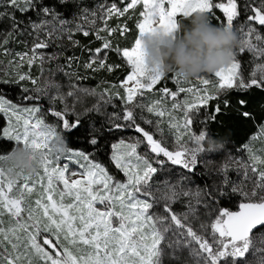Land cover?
<instances>
[{
  "label": "snow or ice",
  "instance_id": "6c2138e0",
  "mask_svg": "<svg viewBox=\"0 0 264 264\" xmlns=\"http://www.w3.org/2000/svg\"><path fill=\"white\" fill-rule=\"evenodd\" d=\"M0 4L12 10L0 11V17L11 21L13 32L8 34L9 37L21 30L22 21L17 20L15 12L26 15L35 11L40 17L51 16V20L41 19L40 23H31L32 32L28 35L34 32L37 40L44 27L58 19V14L39 0H0ZM139 4H142L139 12L142 19L136 24L139 34L131 49L124 48L122 51V56L131 67L127 79L121 85L125 95L120 98L124 101L125 108L122 115L114 114L111 119L112 128H134L142 136V139L137 138L130 142L120 139L111 144L110 164L124 174L125 181L117 180L111 175L108 167L92 158V152L73 149L69 146L71 140L66 143L67 137H82L85 144L97 152L101 150L95 130L89 128L81 119L85 112L98 108L77 112L75 105L70 108L66 96L59 92V85H53L57 89V95L49 97V104L52 106L49 111L55 120L48 123L40 115V106L21 107L0 95V113L8 120V126L3 128L2 138L15 141L25 151L38 157L37 170L31 175L16 172L14 177H9L0 168V264H163L165 256L179 260L178 253L184 249L188 250L194 264H264V256L255 262L247 258L254 248L253 232L259 231L264 235V155L255 154L248 144L243 146L249 150L251 163L242 167L245 170V179L252 182L251 192L245 191L243 187L231 189L232 193H239L242 197L238 211L228 208L214 210L211 203L203 201L208 210L209 223H200L198 232L193 227L192 220L197 217L191 205L185 213L178 214L172 210L171 203L177 195L174 186L161 197L166 202L163 214L152 212L159 201L151 191V181L160 171L154 163L163 167L170 162L188 173H194L198 165V153L204 151L201 145L206 136L204 132L191 134L190 126L195 123L193 113L216 97L207 89L180 87L179 93H191L193 99L186 100L183 104L172 103L173 111L163 106V98L149 104L134 103L145 90L152 91L154 85L165 77L143 65L140 38L146 32L161 29L174 34L181 27L180 18H190L197 12L209 18L214 9H219L224 14L226 26L233 30L234 22L241 14V0H227L226 3H218L216 0H131L122 10L117 3H112L105 15L124 16ZM249 9L254 14L247 15L246 23L254 21L257 25L264 26V0H261L258 7H253L245 0L242 10L247 12ZM58 23L65 26L69 22L60 19ZM76 30H80L79 25ZM127 30L124 27L121 32ZM55 31L57 28L53 23L48 35L51 36ZM68 31L71 32V29ZM108 31L116 32L117 29ZM253 34L255 40L264 45L261 35L255 28L249 27L247 35ZM84 35L87 36L88 32H84ZM3 43L7 44L8 39H4ZM243 43L254 54L264 56V46L258 49L249 40ZM47 47V40L34 43L31 49L33 56L28 63L31 65L36 59L37 49ZM110 47V42L105 40L103 48ZM116 51L121 53L120 48H116ZM96 52L100 53L101 49L97 48ZM20 58L24 60L25 55ZM93 63H96L95 59L85 67L92 68ZM99 67H105L103 61H99ZM241 69L242 65L233 60L227 67L216 71L214 76L219 79L214 85L215 90H264V64L258 65L257 70L252 71L247 78ZM107 70L112 71V66H108ZM26 79H29L26 75L18 77L19 81ZM173 79L176 84L187 80L178 75H174ZM196 79L203 85L211 83V79L202 74ZM17 82L0 80V84ZM31 83L35 85L37 81L33 79ZM35 90L47 95L40 88ZM28 91V88L23 89L25 95H22V101L39 99L38 96L27 95ZM78 91L88 93L86 89ZM161 91L165 96L170 95L173 98L178 95L177 91L169 92L166 87ZM76 94L75 90L69 91L67 97ZM88 94L95 95L94 92ZM57 101L63 103L62 109H56ZM246 103L243 99L239 101L241 106ZM228 104L225 100L224 107ZM129 105L132 107H128ZM134 108H146L148 113L161 118L167 115L175 148L170 150L163 139H155L153 134L137 123ZM175 110L182 111L181 118L173 114ZM221 111L218 104L211 118L214 120ZM243 116L248 117L250 113L245 111ZM121 119L128 123H118ZM140 119L145 124L152 123L143 116ZM160 123L161 121L157 122L158 132L162 131ZM111 130L110 128L109 131ZM261 131L264 132V126H261ZM185 135H188L195 147L187 146L183 140ZM144 142L147 151L141 155L138 149ZM2 151L0 147V152ZM7 160L8 155L0 154V162ZM62 161L78 164L82 171H72L69 163ZM13 171V167L8 169L9 173ZM182 178L187 179L186 176ZM17 180L22 183L17 184ZM223 183H229L226 171ZM165 186L167 187V181ZM33 193L37 196L34 201L31 200ZM220 194L225 195L223 192ZM206 195L209 199L215 198L213 192ZM101 205L103 208L99 207ZM5 213L9 216L7 227Z\"/></svg>",
  "mask_w": 264,
  "mask_h": 264
},
{
  "label": "rangeland",
  "instance_id": "374dc122",
  "mask_svg": "<svg viewBox=\"0 0 264 264\" xmlns=\"http://www.w3.org/2000/svg\"><path fill=\"white\" fill-rule=\"evenodd\" d=\"M131 0L129 1V3ZM227 0H221L220 3H226ZM219 3V2H218ZM111 4H105V5H98L95 8V11L93 13L84 12L82 15H79L75 17L73 20H66L64 18L58 17L57 21L53 22L55 24V27L57 28V31H55L51 36L48 35V32L51 31L53 27V23H50L44 27V30H42L39 33V40H37V35L33 32L32 35H28L29 32H32V29L30 27L31 23L34 21L25 23L22 22L20 25V32L15 33L11 37H9V33L13 32V29L11 27V21L10 19L6 17H0V80H15L18 81L17 83H10V84H19L18 93L15 91H12V96H15L16 93L18 94L16 99H10L7 96L6 98L12 100L14 103H17L18 106H40L42 108L41 117L46 119V122L52 123L48 119L55 120V118L51 117V113L49 109L52 107L49 104V97L57 95V89L53 87V85H59V92L64 94L67 98V103L69 107L71 108L73 105H75L76 111L79 112H85L87 109H93L98 108V110H94L96 113H101L103 115L107 116V121L111 122L112 117L114 114H123V108H125L124 101L120 98L125 95L124 88L121 87L123 82L127 79V76L118 84L116 85H101L100 83L96 84L95 86L86 85L83 80L89 75H91L88 72V68L85 67L86 64L92 62L94 59L96 60V63H93L92 70H96V68L99 67V61L104 62V53L100 52H93L90 57L85 61H77L76 59H73V55L71 53L72 49L76 46V39L73 37V34L76 32H80L84 34V32H88V34L91 32L94 34L95 40H100L103 48V44L107 37L114 35L117 31L121 32V29L125 27V25H118V22H112V19L118 20L122 16L118 15H112L111 17H106V10L109 8ZM142 6V4L137 5ZM134 10V9H131ZM0 11H8L11 12V9H8L7 7L0 4ZM130 11V10H129ZM20 14V12H15V15ZM127 14V13H126ZM17 18V17H16ZM41 19L43 20H51V16H44ZM41 19L35 23H40ZM60 19L66 20L69 23L65 26L59 25L58 21ZM18 20V19H17ZM77 25L80 26V30L77 31L76 27ZM225 25H226V18H225ZM252 27L248 24H240L237 23L233 27V31L236 33L238 37V47L235 49V55L238 54L242 48L244 50L249 51L254 56L253 63V69L251 71L257 70L258 65L264 64V56L254 54L253 51L248 50L243 41L249 40L251 43L257 46L259 49L263 45H261L260 42L255 40V34L249 36L247 35L248 28ZM63 28V30H61ZM68 29H71V32L68 31ZM110 29H117L116 32H109ZM259 33V32H257ZM175 34V33H174ZM173 34V35H174ZM99 37V38H98ZM4 39H8V43L4 44ZM40 40H47L48 47L44 49H37L35 56L36 59L34 62L30 65L28 63V60L32 58L33 53L31 49L33 48L34 43L39 42ZM262 40H264L262 38ZM7 50V51H5ZM130 50V49H129ZM25 55V59L21 60L20 56ZM122 55V51H121ZM40 57H43L41 60ZM52 57H55L54 59ZM124 58V57H123ZM234 61H236L235 56L233 58ZM237 62V61H236ZM227 67V66H226ZM252 73V72H251ZM19 75H26L29 77V79H26L24 81H19L18 77ZM175 74H173L174 77ZM206 78L211 79V83L209 85H203L201 84L196 77L187 79L186 81L182 80L180 84H176L177 88L174 91L178 92V95L173 98L170 95L165 96V94L161 90H156L155 86L153 87L152 91H144L143 95H140L136 98L134 103H143V104H149L154 100H160L163 98V106L167 107L169 111H173L171 108L172 103H180L183 104L186 100H192V94L191 93H179L180 87L185 88H199V89H207V91L214 95L218 96L220 93L226 91L221 90L217 92L215 90L214 85L218 83V79L214 76V73L211 74H202ZM251 75V74H250ZM35 79L37 83L33 85L31 83V80ZM47 85V87H46ZM129 87L131 86V82H129ZM24 88H28L29 91L27 95L36 97L38 96L39 99L33 100L31 102L29 101H22L21 97L22 95H25L23 92ZM40 88L43 90V92H47V95L42 94V92H37L35 89ZM80 89H86L88 90V93L94 92L95 95H91L85 92H80L78 90ZM76 91V96L73 97H67V93L69 91ZM171 92V91H170ZM118 94V95H117ZM1 95V94H0ZM119 99V101H117ZM46 105H44L45 103ZM63 103L60 101H57L55 107L56 109H62ZM128 107H132V105H129ZM88 112V111H87ZM135 117L137 123H139L142 127L145 128V130L149 131L151 134H153L155 139H163L165 142V146H167L170 150L175 148L174 143V135L172 130L169 128V121L168 116L165 117H157L153 113H148L146 108L140 109V108H134ZM4 119H5V126H8V120L7 118L0 113ZM178 118L182 117V111L181 110H175L173 113ZM143 116L145 120H150L152 123L145 124L144 120L140 119V117ZM195 116V111L193 113V118ZM161 121L159 124V127L162 129V131H157V122ZM121 124H127L128 122L123 121L122 119L117 121ZM264 126V123L261 125ZM261 126L258 128V132L254 134L249 142L247 143L249 147L252 149V151L255 154L264 155V132L261 131ZM191 128V134H195L194 128L192 125ZM121 136L115 141L117 142L120 139H124L126 142L134 141L137 138L142 139V136L139 135L136 132H132L134 128H122L120 129ZM255 138V139H253ZM6 139V138H5ZM184 142L187 143V146L190 147L193 143L191 140H189L188 135H185L183 137ZM13 142V149L16 147H20ZM261 142V143H258ZM194 144V143H193ZM192 147H195L192 145ZM213 150L208 148V153ZM245 150V156L247 157L246 160H244L242 157L238 156H230V154H224L222 158L219 161H214L207 157L208 154L201 155L199 157L198 163H200V160L202 164L208 168H215L217 171L223 173L224 171L231 170L236 174V179L234 180V187H243L245 191L251 192L252 190V182L251 180L245 179V170L242 167L244 164L250 165V159H249V150L244 148ZM147 151L146 148V142L144 144H141L140 148L138 149V152L143 155ZM215 152V150H213ZM9 155V154H7ZM155 157L153 154V161ZM62 163H69L70 169L72 171H82L80 169L78 164H74L70 161H62ZM154 166L160 169L159 173L155 176V178L151 181L152 188L151 191L155 194L157 200L159 203L155 204L152 212L157 214H163L165 201L161 199V197L169 191V189H173L177 193L176 198L174 202L171 203V206L174 205L177 202H181L182 207L178 210H173L174 212L180 214L185 213L189 211V205L192 206V208L195 211L196 217L192 220L193 227L198 232L200 231L199 225L200 223H207L204 221H200V216L197 215V212H199L198 207L201 204V198L200 191L197 190L196 187L192 186L191 183H188V179H183L184 177L183 172L179 169L177 170L175 167H167V166H159L154 163ZM225 166L226 169H225ZM9 161H3L0 162V168H3L5 171V174L9 177H14L16 172H19V170L14 169L12 173L8 172V169L11 168ZM115 168V166H114ZM118 171L117 169H115ZM42 174V170H41ZM117 180L125 181L126 177L124 174L120 171H118L117 174H113ZM249 175H251L249 171ZM224 179H221L220 182L223 183ZM165 181H167V187L165 186ZM186 181L187 183H184ZM22 183L21 180H17V184ZM39 185H37V188ZM62 187V185L60 186ZM184 193H188V195H185ZM37 198L35 193L31 196V200L34 201ZM157 206L159 207L157 210ZM103 208V206H99ZM205 205L203 204V208ZM5 220V226H8L9 222V216L7 213L4 215ZM264 235L261 234V232L256 231L252 234V243L254 245V248L250 253L248 254V260L249 261H258L261 256H264V251H256L257 249H264ZM39 264H43V262H39Z\"/></svg>",
  "mask_w": 264,
  "mask_h": 264
},
{
  "label": "trees",
  "instance_id": "16d2710c",
  "mask_svg": "<svg viewBox=\"0 0 264 264\" xmlns=\"http://www.w3.org/2000/svg\"><path fill=\"white\" fill-rule=\"evenodd\" d=\"M129 1L130 0H39L40 3L51 7L58 14V17L66 20H73L84 12L93 13L98 5L103 6L105 4L117 3L118 7L122 10ZM216 2L220 3L221 0H216ZM244 2L245 0H241V14L235 20L234 25L237 23L248 24L255 28L264 39V26H259L254 21L246 23L247 15L254 13H251L250 9L247 12L242 10ZM247 2L253 7H258L261 4V0H247ZM141 10L142 6H138L134 10H130L118 20H114V18L109 19H112L111 23L118 22V25H125L128 29L127 32L117 31L114 35L106 38V40L112 45L109 49L102 48L101 41L95 40L94 34L91 32L87 36L80 32L73 34V37L76 39V46L71 51L73 59H76L77 61H85V59L87 60L93 52H96L97 48H100L101 52L105 55V67H98L96 70L88 68V72L91 75H88L83 80L86 85L95 86L98 83L101 85H116L130 73L131 67L127 64V61L123 58L121 53H117L116 48H120L121 51H123L124 48L131 49L134 45L135 38L139 34L136 24L138 20L142 19V17L139 16ZM16 17L18 20L25 23L31 21L37 22L42 18L37 16L35 11H30L26 15L20 13L17 14ZM187 20L188 18H180L179 23L182 25L183 23H186ZM209 20L214 25L226 26L224 14L219 9H214L213 13L209 15ZM234 56L236 61L242 65L241 71L244 77H249L252 72L251 70L253 69V54L244 50ZM108 66H112V71L107 70ZM19 86V84H0V94L5 95L10 99H16ZM165 87L169 89V92L174 91L177 88L176 82L173 79V73L165 75V77L155 86V89L162 90ZM12 91L17 92L15 96H12ZM215 97L216 99L210 100L206 106L195 111V123L192 125L194 132L195 134L204 132L206 136L205 141L201 145L204 151L198 153V161L199 157L205 154H208L207 157L214 161H219L224 154L242 157L246 160L247 157L245 156L243 146L249 142L250 138L258 132V128L264 123V90L253 88L248 91H240L234 88L226 90ZM241 99L247 101L246 105L241 106L239 104ZM225 100L229 102L227 107H224ZM117 101H119V99H117ZM218 104L221 106L222 111L219 114H216V118L213 120L211 117L215 113V108ZM44 105H46V103ZM245 111L249 112L250 116L244 117L243 112ZM81 119L85 121L89 128L95 130L102 146L101 150L97 152L90 145L85 144L82 137L80 139L67 137L66 143L71 140L69 146L73 149L92 152L93 159L108 167L110 173L117 174L118 171L115 170L114 165L110 164V155L111 144L121 136V130L112 128L111 122L107 121V116L101 113H96L95 111L85 112V115L82 116ZM48 120L53 122L50 118ZM4 126L5 119L0 114V147L3 149L0 154L7 155L13 150V142L2 138ZM110 128L112 129L111 131H109ZM132 132L134 133L135 131L132 130ZM192 145L195 146V144L192 143L190 148ZM208 148L215 150V152L211 150L208 153ZM165 166H173L177 170L179 169L182 171L183 175L187 177L188 183H191L192 186L200 191L199 195L202 198L201 204L198 207L199 212H197V215L200 216V221H207V223H209L207 218L208 210L206 207L203 208V201L211 203L214 210L221 208H228L231 211L239 210L238 204L242 197L239 196V193H232L231 191L234 187V180L237 178L232 169L226 171L229 183L224 184L221 183L220 180L224 179L225 171L221 173L215 168H208L202 164L201 160L196 166L194 173H188L180 166L171 165L170 162L166 163ZM184 183L187 182L184 181ZM208 192H213L215 198L209 199L206 195ZM221 192L225 193V195H221ZM181 207V202H177L171 206L172 210H179ZM158 208L159 207L157 206L156 209L159 210ZM212 218L214 219V216ZM178 255L180 257L179 260L169 259L165 256L163 258V264H194L187 249L179 252Z\"/></svg>",
  "mask_w": 264,
  "mask_h": 264
},
{
  "label": "clouds",
  "instance_id": "9594fccd",
  "mask_svg": "<svg viewBox=\"0 0 264 264\" xmlns=\"http://www.w3.org/2000/svg\"><path fill=\"white\" fill-rule=\"evenodd\" d=\"M143 65L157 74L173 73L184 79L211 74L231 64L238 47L236 33L227 26L210 22L202 13H194L173 34L156 29L141 38ZM38 157L16 147L8 155L10 165L24 175L33 174Z\"/></svg>",
  "mask_w": 264,
  "mask_h": 264
},
{
  "label": "water",
  "instance_id": "95a60500",
  "mask_svg": "<svg viewBox=\"0 0 264 264\" xmlns=\"http://www.w3.org/2000/svg\"><path fill=\"white\" fill-rule=\"evenodd\" d=\"M256 231H254L253 233H255Z\"/></svg>",
  "mask_w": 264,
  "mask_h": 264
}]
</instances>
